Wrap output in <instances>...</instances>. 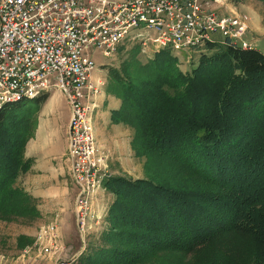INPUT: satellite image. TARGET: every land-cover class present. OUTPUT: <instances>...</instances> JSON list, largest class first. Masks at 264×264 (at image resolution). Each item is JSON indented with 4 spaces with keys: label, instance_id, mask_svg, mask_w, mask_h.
<instances>
[{
    "label": "trees",
    "instance_id": "obj_1",
    "mask_svg": "<svg viewBox=\"0 0 264 264\" xmlns=\"http://www.w3.org/2000/svg\"><path fill=\"white\" fill-rule=\"evenodd\" d=\"M165 53L169 54L162 61L167 75L174 56ZM195 62L191 65L194 75L177 73V78L162 75L161 81H143L147 88L151 85V91L141 94L152 108L140 147L151 146L159 155L164 152L167 159H160L177 169L169 171L168 166L166 179L171 181L173 175L179 177L184 172L182 179L173 182L175 187L150 184L152 193L141 187L150 181L122 179L121 189L148 206V217L153 219L149 221L157 223L162 235L178 236L175 233L181 229L179 235L186 236L180 237L185 241L182 251L208 245L216 229H232L251 240L252 264H264V118L260 120L264 112V50L225 39L223 43L208 42L198 50ZM206 68L225 69L230 74H219L209 85L201 79L196 83ZM117 78L125 89L136 90L132 82ZM183 82L186 84L181 87ZM227 89L231 94L226 103L223 94ZM48 95L42 91L0 107V218L37 214L33 199L10 183L26 167L23 146L32 133L35 112ZM252 134L260 135V141L252 139ZM107 182L109 179L104 185L110 188ZM135 201H125L127 214L142 212ZM123 202L119 199L109 214L117 215ZM173 228L180 229L174 232Z\"/></svg>",
    "mask_w": 264,
    "mask_h": 264
},
{
    "label": "built area",
    "instance_id": "obj_2",
    "mask_svg": "<svg viewBox=\"0 0 264 264\" xmlns=\"http://www.w3.org/2000/svg\"><path fill=\"white\" fill-rule=\"evenodd\" d=\"M210 1L0 0V107L51 87L64 94L70 111L65 159L77 190L74 205L81 235L97 218L92 200L104 188L107 175V155L91 125L103 81L91 80L95 63L90 49L108 57L125 40H139L144 50L148 39L156 49L171 52L197 51L225 39L252 45L243 39L247 15L226 11L225 0H214L223 8L212 9ZM150 29L155 35L147 38ZM216 33L223 40L211 36ZM34 245L42 254L64 251L57 219L38 228ZM74 258L55 264H71Z\"/></svg>",
    "mask_w": 264,
    "mask_h": 264
},
{
    "label": "rangeland",
    "instance_id": "obj_3",
    "mask_svg": "<svg viewBox=\"0 0 264 264\" xmlns=\"http://www.w3.org/2000/svg\"><path fill=\"white\" fill-rule=\"evenodd\" d=\"M224 3H226V11L231 9L247 15L248 23L252 25V27L250 26L252 29L249 31L248 24V30L243 35V39L251 41L254 47L264 50V37L257 38L264 33V1L225 0ZM208 6L215 10L223 8V4L214 0H211ZM143 28L144 25H142L141 30ZM148 32L147 38L154 37L153 30L150 29ZM211 36L220 41L223 40V37L218 33ZM147 43L148 46L143 50L139 40L137 42L125 40L118 44L116 51L108 57L103 56L99 49H90L95 69L103 68L107 72V90L122 98L123 108L120 111V116L130 128V148H128L129 151L127 150L128 154L125 153L123 156V161L108 162L109 156L105 160L107 170L105 181L109 179L107 183L111 187L106 186L98 198L106 206L103 207L101 204V208L96 211L92 207V213L96 214L97 218L94 217L90 220L89 227L85 229L83 235L80 234L76 222L75 205L73 211L69 209V213L74 214L75 221L69 217L62 235L59 232L60 240L65 245V249L63 252L53 255L40 253L34 245L38 228L52 221L51 215L41 216L38 211L37 214L27 217H25L26 215H15L0 218V264H55L59 259H70L73 256L75 258L71 264H252L251 240L236 234L232 229H216V232L211 234L208 245L182 251L185 241L184 239L181 240L180 237H186L179 235L182 225L180 228H173L174 232L180 229L178 233H175L178 236L166 233L162 235L155 226L157 223L151 222L152 217H148L150 210L147 208L148 206L137 203L129 196V193L121 189L120 181L122 179L132 182L136 180L150 181L149 184L144 183L145 186H141L147 191L151 189L150 184L156 183L175 187L173 182L181 180L184 175L183 172L182 176L179 177L173 175L171 181L166 179L168 166L169 171H176L175 166L160 159V156H165L164 152L159 155L151 146L149 149H145L139 144L146 136L145 121L149 118V112L152 108L148 103H145V99L141 95L143 91L146 93L151 91L148 90L151 85L147 88L143 81H161L163 79L162 75H166L163 72L167 71V67L166 63L162 61H166L169 56L165 51L171 52L168 49H156L149 39ZM159 50L161 51L157 52ZM170 54L174 57L170 60L173 61L170 64L172 70L166 75L167 79L174 76L177 78V73L189 77L194 75L191 65L196 64L198 50H180ZM219 74L228 76L230 72L225 69L206 68L195 81L198 83L201 79L202 82L203 80L209 82V85L218 78ZM117 76L132 82L136 90H131L132 87H128L126 91L124 84L119 81ZM175 80L177 81V79ZM124 83L126 86L129 85L128 82ZM185 84L183 82L181 87H184ZM54 89L51 87L49 90L52 92ZM229 89L223 94L226 103L231 94L228 92ZM139 91L140 93H138ZM150 95L148 94V97ZM54 103L61 121H66L69 116V108L61 91H59ZM263 118L264 112L260 116V120ZM254 131H257V127ZM251 138L256 139V142L260 141V135L256 137L252 134ZM256 142L253 141L252 144L255 145ZM147 143L149 144V142ZM147 143L146 145L149 147ZM169 159L168 161H170ZM10 185L19 186L17 179ZM149 193H152V190ZM75 195L76 191H73V197ZM122 198L124 202L122 206L120 205V211L115 213L117 215L109 214V208L114 204L117 206L119 199ZM125 201H135L138 204L136 206H139L142 212L127 214L129 208L126 207ZM194 201L197 202L198 200L195 199ZM135 202L132 203L135 204ZM206 203L211 204L212 202L207 201ZM34 204L37 209L36 203ZM194 229L191 228V230ZM193 232L191 231V233Z\"/></svg>",
    "mask_w": 264,
    "mask_h": 264
},
{
    "label": "crops",
    "instance_id": "obj_4",
    "mask_svg": "<svg viewBox=\"0 0 264 264\" xmlns=\"http://www.w3.org/2000/svg\"><path fill=\"white\" fill-rule=\"evenodd\" d=\"M248 24L250 31L252 25ZM263 34L257 38L264 37ZM107 76L103 68L95 69L91 75L92 82L103 81L101 92L94 99L91 125L98 145L109 156L108 162H122L130 148V128L120 116L122 98L107 90ZM48 92L45 102L35 112L32 133L23 146L26 167L20 172L17 182L36 203L41 216L51 215L52 220H58L61 234L69 217L75 221L74 214L68 210L73 211V191L77 190L69 177L65 159L70 111L66 121H61L54 103L59 90L55 88ZM103 187L92 200L94 211L101 208L102 200L98 197L105 190V185ZM102 205L106 206L105 203Z\"/></svg>",
    "mask_w": 264,
    "mask_h": 264
}]
</instances>
